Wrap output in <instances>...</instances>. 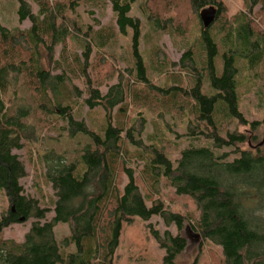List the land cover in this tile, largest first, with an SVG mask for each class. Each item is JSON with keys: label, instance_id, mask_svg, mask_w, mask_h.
<instances>
[{"label": "trees", "instance_id": "1", "mask_svg": "<svg viewBox=\"0 0 264 264\" xmlns=\"http://www.w3.org/2000/svg\"><path fill=\"white\" fill-rule=\"evenodd\" d=\"M14 1L18 22L28 20L30 26L7 29L0 23V192L6 202L0 211V264H114L124 228L152 217L165 226L160 233L146 225L162 250L159 264H177L187 242L168 228L180 231L184 224L218 247L217 264H264V149L254 144L264 116L244 117L236 81L238 58L250 69L264 68V0H243L229 17L222 0H182L189 9L183 22L154 12L150 3L155 0H109L113 23L97 28L83 25L77 9L86 4L103 9L106 0H31L36 11L26 0ZM134 5L144 23L130 14ZM208 6L216 8V16L204 29L199 12ZM194 29L197 40L186 41ZM163 31L185 40L177 62L166 59L155 44L145 54L140 50L143 40ZM117 35L128 38L129 54L121 57L125 66L121 71L114 66L97 82L91 55L120 63L106 50H113ZM57 46L60 57L54 59ZM41 49L53 72L43 66ZM159 78L162 82L156 83ZM29 91L35 107L24 101ZM79 97L88 112L102 111L105 124L92 128L75 117ZM134 106L157 118L186 119L182 135L201 138L206 145L185 147L172 161L173 144L164 134L170 127L143 138L146 118ZM36 108L55 119L59 134L84 140L71 152L49 150L41 156L54 197L49 220L50 207L24 194L20 179L25 166L12 152L34 136L35 127L26 119ZM162 185L188 199L194 210L173 211L163 199ZM29 218L34 221L21 241L3 236L4 228ZM60 223L68 225L69 234L57 240L54 228Z\"/></svg>", "mask_w": 264, "mask_h": 264}, {"label": "rangeland", "instance_id": "2", "mask_svg": "<svg viewBox=\"0 0 264 264\" xmlns=\"http://www.w3.org/2000/svg\"><path fill=\"white\" fill-rule=\"evenodd\" d=\"M30 3L32 11H36V5L31 0H26ZM226 7V15L229 17L233 15L236 11L242 8L243 0H222ZM150 6L154 12L158 15H168L172 17L175 22L185 21L186 16L189 14V9L187 5L184 4L182 0H155L150 3ZM16 3L14 0H0V23L7 29H12L17 27L18 29H26L30 26L28 20L18 22L16 15ZM259 6L256 5L253 8V12L258 15ZM80 22L83 25H91L93 28H97L99 25L113 23L114 16L111 10V3L109 0H106L104 8L98 6H92L86 4L80 6L77 9ZM131 15L137 16L142 23H144V18H142L141 13L138 11L137 7L134 5ZM261 14V12H260ZM257 17V16H256ZM264 17V14H263ZM190 19V18H189ZM262 21V20H261ZM264 20L261 22L264 27ZM191 23V19H190ZM192 24V23H191ZM148 29V26L144 24L143 33ZM191 33V32H189ZM198 32L193 30L191 34H187L185 37L186 41L194 43L197 40ZM150 40H143L140 50L143 54L152 47L154 44L158 45L162 51V54L166 56V59L169 61L177 62L180 58L183 48L184 41H179V37L175 36L174 33L168 32H159L152 33ZM219 40V38H217ZM128 38L121 37L117 35L116 44L113 45V50L106 48L109 53L119 57L120 63H117L115 59L108 58L104 62L100 61L97 55L93 52L91 55V63L94 64L92 69L93 79L98 81H103L107 78L110 69L115 66L121 71L125 66V55L129 54V45ZM218 44H221L218 42ZM69 48L77 50L79 54L81 50L78 49L72 43H68ZM219 52L222 51V47L219 45ZM60 47L57 46L54 49V59L59 56ZM41 61L44 67L48 68L50 72H53V64H50L46 57L45 49L40 51ZM123 57L124 60L121 58ZM217 58V63L219 62ZM238 74L236 77L237 81V92L239 95V108L243 113L244 117L249 120H261L264 116V68L261 66H256L254 68L247 67L246 60L238 58ZM91 64V65H92ZM219 69V67H218ZM154 75L156 73H153ZM157 75V74H156ZM111 81V80H110ZM109 81V83H110ZM114 82L116 79L113 78ZM154 81L157 83L162 82V78ZM75 85L81 91L83 87L80 82L74 81ZM104 83V82H102ZM185 83V82H184ZM108 84V83H107ZM106 86L101 87V91L104 92ZM33 93L31 91L24 92L23 98L26 103L35 107V104L32 102ZM82 94V98H83ZM82 98L79 97L74 100V115L77 119H85L86 122L90 124L93 128L95 124L99 126L104 122L105 117L102 111L95 109L91 112H88V108L82 104ZM130 99L128 98V102ZM141 110L143 116L146 118L145 129L143 132V138H146L150 135L156 134L161 135L162 130L167 126L170 127L168 131H164L167 139L173 144L170 151V158L174 161L178 156V151L185 147L189 146H203L206 145L205 141L201 138L191 139L182 135L185 132L186 128V119L180 118H171L169 114H166L165 117L157 118L154 114L147 111V109L137 108L134 106V110ZM134 112V111H133ZM26 122L34 125V136L23 141V146L21 149H15L12 152L19 156V159L25 166L26 175L20 179V184L24 189V194L29 197H34L38 199L39 205L41 207H52L53 202V190L50 187V184L46 182L43 177V163L41 156L49 151L56 150L59 152H71L73 149H79L82 146L83 139H80L79 142L69 139L66 133H58V130L53 125L55 119L52 116H47L34 109L31 115L26 119ZM51 125V126H50ZM235 126V125H234ZM233 129V125L230 127ZM96 130V129H94ZM239 130L244 131L243 128ZM176 131L178 134L182 135L179 138L174 137ZM258 135V140L254 144L260 143L264 149V124L261 125L256 131ZM224 152H227L228 149H224ZM231 158V157H230ZM135 169H140L141 164H131ZM121 183L124 184L126 178L122 176L120 179ZM161 192L163 199L169 203L173 211H180L186 213L187 211H193V206L188 199L183 197H177L172 193V190L168 189L162 185ZM6 207L5 197L0 192V211L4 210ZM264 218V211L261 213ZM53 216V210L51 209L46 214V220H49ZM34 221L33 218H29L27 221L11 224L10 226L3 229V236L6 238H12L16 241H21L23 235L29 230L30 225ZM151 225L152 228L158 230L160 233H163L165 226L163 222L158 217H152L146 222L136 221L133 225L126 226L124 228L121 243L116 250L114 264H143L147 262L149 264H159L160 258L162 255V250H160L156 242L150 237L147 232L146 225ZM168 230L176 234L179 232L180 235L184 236L187 242L185 250L178 256L176 263L177 264H217L219 249L214 246L212 243H208L204 240H201L189 227V225L184 224L183 228L180 231H177L176 228L171 225ZM54 232L57 240H60L64 236L69 234V227L67 224L60 223L57 224L54 228Z\"/></svg>", "mask_w": 264, "mask_h": 264}, {"label": "water", "instance_id": "3", "mask_svg": "<svg viewBox=\"0 0 264 264\" xmlns=\"http://www.w3.org/2000/svg\"><path fill=\"white\" fill-rule=\"evenodd\" d=\"M216 16V8L214 6H208L202 8L199 12V20L202 24V27L205 29L210 26L214 21ZM20 221H23V217L20 218Z\"/></svg>", "mask_w": 264, "mask_h": 264}]
</instances>
